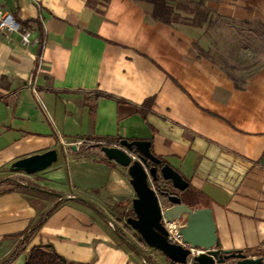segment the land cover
<instances>
[{
	"label": "crops",
	"instance_id": "crops-1",
	"mask_svg": "<svg viewBox=\"0 0 264 264\" xmlns=\"http://www.w3.org/2000/svg\"><path fill=\"white\" fill-rule=\"evenodd\" d=\"M39 3L0 0L42 42L25 48L17 34L0 33V179L24 186L0 184L7 187L0 190V262L59 200L53 192L71 199L61 200L11 264H24L40 244L68 264L144 263L110 222L133 214L127 169L82 148L67 154L78 141L149 142L196 194L190 208L211 209L219 250L264 248V60L239 83L198 51L212 49L206 25L264 30V0H166L184 19L170 25L155 22L144 0ZM199 3L208 11L197 26ZM51 149L57 161L49 168L12 178L13 162Z\"/></svg>",
	"mask_w": 264,
	"mask_h": 264
},
{
	"label": "water",
	"instance_id": "water-1",
	"mask_svg": "<svg viewBox=\"0 0 264 264\" xmlns=\"http://www.w3.org/2000/svg\"><path fill=\"white\" fill-rule=\"evenodd\" d=\"M134 149L139 152L137 160H132L129 155L133 153ZM100 150L106 159L127 169L135 198L132 200L133 217L126 218L125 223L138 233L147 248L160 252L172 264H186L189 251L169 243L162 224V219L172 222L184 217L185 226L180 230L183 242L194 249L204 251V253L193 258L192 264H224L229 260H234L233 264H263L264 258H248L240 251L225 252L219 250L216 228L210 208L191 209L182 203L178 195L158 193L150 187L148 177L152 181H156L158 172L164 181H169L172 188L179 192H184L188 184L167 164L162 165V161L151 153L149 142L128 143L122 141L116 147L102 146ZM56 161L57 151L51 149L42 154L19 159L10 165L9 170L13 173L33 175L46 170ZM147 161L155 166L147 169ZM158 167H160L159 170ZM160 197H165L168 202L167 207L162 208L160 206ZM61 198L71 199L66 196ZM73 199L82 200L97 210L86 200ZM122 240L130 243L126 239ZM130 244L133 246L132 243ZM135 252L142 257L137 249Z\"/></svg>",
	"mask_w": 264,
	"mask_h": 264
},
{
	"label": "rangeland",
	"instance_id": "rangeland-1",
	"mask_svg": "<svg viewBox=\"0 0 264 264\" xmlns=\"http://www.w3.org/2000/svg\"><path fill=\"white\" fill-rule=\"evenodd\" d=\"M174 8H176V6H174ZM186 9L188 10L187 7ZM178 19L180 22L184 21L183 18ZM257 31L258 32L251 33L234 32L231 26L221 21L214 23V25L211 27L206 25V32L212 34L210 37L206 38L209 44L212 46V49L209 51L210 57L220 66L224 67V69L230 73L232 77H234L239 83H242L244 78H246V76L264 60V30H262V28H258ZM93 144H96V142L89 141L85 144L79 145L78 147L72 145H70V147L69 145L68 147H64L66 148V153L69 154L71 146L80 150L82 147L91 146ZM60 153L63 157L64 152ZM14 174L15 173H12V178H18L14 177ZM152 184L154 190L158 193L163 192L162 189H168V191L175 193L180 197L182 196L183 192H179L170 187V183L164 181L160 175H158V179L156 181H152ZM5 188L7 187H0V190ZM159 200L160 206L162 208L168 206L166 199L160 197ZM126 217H133V214L130 211L118 213L117 216L110 222L112 223V226L117 228L120 233L123 234L124 238L132 243L133 247L140 251L144 257L148 258L152 264H172L168 259L162 256L161 253L145 246L138 233L126 225ZM245 255L249 258H264V248ZM233 263L234 260H229L224 264ZM143 264L146 263L144 262Z\"/></svg>",
	"mask_w": 264,
	"mask_h": 264
},
{
	"label": "trees",
	"instance_id": "trees-1",
	"mask_svg": "<svg viewBox=\"0 0 264 264\" xmlns=\"http://www.w3.org/2000/svg\"><path fill=\"white\" fill-rule=\"evenodd\" d=\"M144 1H147L153 5L154 9H153V12L151 14V17L155 22H160V23L167 24V25H170L173 23H180L178 16H175V14L173 12V8L166 3V0H144ZM194 10L196 13V15H195L196 18L194 17L193 21H191V24L200 26L201 24H203L205 22L208 10L201 3L197 4ZM198 51H199L201 56H204L205 58L211 60L212 62H215L210 57L209 52H204L200 49H198ZM223 70L227 73V71L224 68H223ZM230 77L233 79L232 76H230ZM236 87L239 88L241 86L236 84ZM151 104H152V99H149L143 103L142 107H144V108L146 107V111H148L150 109ZM122 141H126L128 143L133 142V141L118 139L116 143L120 144ZM104 142L106 143V146H111V144H112V142H110V141H104ZM101 147H102V145H99L96 143V144H93L91 146L82 147L81 151H82V154H83V152H87V153L91 152L94 155L103 157L105 159L104 154L100 150ZM151 153L154 155V153L152 151H151ZM133 154L138 156L139 152L134 149ZM155 157L158 158L159 160L163 161L162 158L157 157V156H155ZM151 165L155 166L153 164H151ZM2 183H9L12 186V188L7 190V191H13L15 189L19 190V189H22L24 187L21 181L10 179V178L0 179V184H2ZM167 183H170V182L167 181ZM154 185L156 186L155 183H154ZM170 187H172L171 183H170ZM164 191L170 192V191H168V189L163 190V192ZM50 194L58 197L59 200L56 201L52 205L51 208H49L45 212H43L39 216V218L32 225H30V227L25 232L20 234V237H22L21 240L18 242V244L16 245V247L14 248L12 253L8 256V258L1 261L0 264H11L18 257L19 254L24 252V250L26 249V245L28 244L29 239L32 237V235L44 224L46 219L58 208V206L60 205L61 200H62L61 197L63 195H59V194H56L53 192H50ZM180 199H181L183 204H186L188 207L193 208L194 201L196 199V194L194 192H192L191 190H189V188H188L187 190H185L182 193V196L180 197ZM78 201L83 202L82 200H78ZM115 231H116L117 236L120 239H125L123 234H121L117 228H115ZM127 245L129 247V249L135 250V248L130 243L127 242ZM139 253H140V251H139ZM142 258H143V261L145 263L152 264L148 258L143 256V254H142ZM24 264H68V263H66L65 260L54 251V249L51 245L40 244L37 246H33L29 250V252L25 258Z\"/></svg>",
	"mask_w": 264,
	"mask_h": 264
},
{
	"label": "built area",
	"instance_id": "built-area-1",
	"mask_svg": "<svg viewBox=\"0 0 264 264\" xmlns=\"http://www.w3.org/2000/svg\"><path fill=\"white\" fill-rule=\"evenodd\" d=\"M31 2L40 8L39 0H31ZM0 33L9 35V34H17L19 37L20 44L25 47H35L40 44L41 38H32L31 31L22 25L20 22H18L15 17L9 13L8 11L4 10L0 6ZM61 143L63 146H67L68 144H65L63 140L60 138ZM87 143V142H86ZM85 144V141H78L76 143L70 144L72 146L78 147L79 145ZM99 145L106 146V143L104 141L99 142ZM113 147H116V145H111ZM132 160H137V156L133 153L129 154ZM149 185L152 189H154L152 180L150 177H148ZM162 224L164 226V229L167 233V241L171 244L178 245L184 249H187L189 251V255L186 258V264H192L193 258L198 256L199 254L204 253V251L199 249L192 248L189 244H186L183 242L182 235L180 234V230L185 226V218H181L178 220H173L172 222H167L164 219H162Z\"/></svg>",
	"mask_w": 264,
	"mask_h": 264
},
{
	"label": "flooded vegetation",
	"instance_id": "flooded-vegetation-1",
	"mask_svg": "<svg viewBox=\"0 0 264 264\" xmlns=\"http://www.w3.org/2000/svg\"><path fill=\"white\" fill-rule=\"evenodd\" d=\"M151 164H152V163H149V162L147 161V163H146V167H147V169L153 167ZM162 191H163V190H162ZM163 193H167V194H169V195H176L175 193H172V192H166V191H164ZM161 198L165 199V197H161ZM179 198H180V197H179Z\"/></svg>",
	"mask_w": 264,
	"mask_h": 264
}]
</instances>
